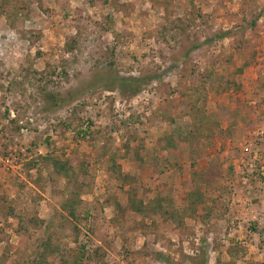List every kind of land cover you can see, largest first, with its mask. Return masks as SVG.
Segmentation results:
<instances>
[{
    "label": "rangeland",
    "instance_id": "obj_1",
    "mask_svg": "<svg viewBox=\"0 0 264 264\" xmlns=\"http://www.w3.org/2000/svg\"><path fill=\"white\" fill-rule=\"evenodd\" d=\"M157 253L264 264V0H0V264Z\"/></svg>",
    "mask_w": 264,
    "mask_h": 264
},
{
    "label": "trees",
    "instance_id": "obj_2",
    "mask_svg": "<svg viewBox=\"0 0 264 264\" xmlns=\"http://www.w3.org/2000/svg\"><path fill=\"white\" fill-rule=\"evenodd\" d=\"M224 33V32H223ZM223 35L224 34H218V36L217 37H223ZM46 160H48V161H52V163H53V165H56V166H58V168H56V169H58L59 171H61L62 173H67L68 172V169H70L67 165H66V163H63V162H60L59 160H56L55 158L54 159H52V160H50L49 158H47ZM159 208H160V206L159 205H157ZM175 214H176V212H175ZM174 214V215H175Z\"/></svg>",
    "mask_w": 264,
    "mask_h": 264
},
{
    "label": "crops",
    "instance_id": "obj_3",
    "mask_svg": "<svg viewBox=\"0 0 264 264\" xmlns=\"http://www.w3.org/2000/svg\"><path fill=\"white\" fill-rule=\"evenodd\" d=\"M157 262H165L166 264L168 263V261L166 262V259L162 256L161 253H157Z\"/></svg>",
    "mask_w": 264,
    "mask_h": 264
}]
</instances>
